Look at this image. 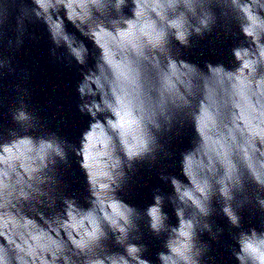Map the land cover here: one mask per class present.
I'll return each mask as SVG.
<instances>
[{
	"label": "snow or ice",
	"instance_id": "1",
	"mask_svg": "<svg viewBox=\"0 0 264 264\" xmlns=\"http://www.w3.org/2000/svg\"><path fill=\"white\" fill-rule=\"evenodd\" d=\"M97 2H100V0H97ZM120 2V0H118V3ZM64 13H61V15H63ZM65 21H67V24H70L71 27L73 29L76 30V32H79L81 35H83V33L80 31L79 28L76 27V25L74 23H71L68 18H65ZM67 24L65 23V27L63 29V35L61 36L62 41L64 42L66 47H71L73 44H75L78 41V38L76 36L73 35V33L69 32ZM214 71H218L214 70ZM117 115H119L117 113ZM96 117L100 120H104V115L101 112H97ZM105 123L107 124H111L112 129H121L123 128V124L121 122H117V123H112V121L109 119L107 121H105ZM116 135V140L117 142H119V136L121 135V133H117ZM4 142L2 140H0V145H2ZM261 156L264 157V153H261ZM183 159H186V157H184ZM185 181L188 182L187 178H185ZM170 183H173L170 181ZM161 211H163V209H161ZM151 215L153 220L155 221L156 219H158L157 217V208L153 207L151 210ZM235 217H233V222H235ZM152 228H156L157 224L154 222L151 225ZM186 235V234H185ZM104 238L101 235H97L96 231L94 230L92 233L89 234V240L88 241H84L82 239H78V238H73L72 241H70L69 243L71 244V246L81 252H83L85 250V248L89 245H95V246H99L100 244H103ZM5 246V243L3 241L2 238H0V249H3V247ZM247 249L255 252L257 251V249L253 248V246L251 244H248ZM132 251H135V249H132ZM3 259V252L0 251V260Z\"/></svg>",
	"mask_w": 264,
	"mask_h": 264
}]
</instances>
